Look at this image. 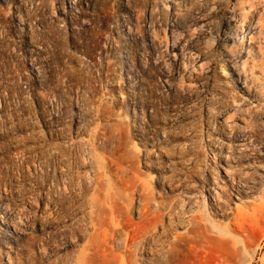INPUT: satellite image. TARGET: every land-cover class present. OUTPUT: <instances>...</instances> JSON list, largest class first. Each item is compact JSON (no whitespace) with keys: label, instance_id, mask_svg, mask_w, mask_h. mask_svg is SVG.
<instances>
[{"label":"rangeland","instance_id":"obj_1","mask_svg":"<svg viewBox=\"0 0 264 264\" xmlns=\"http://www.w3.org/2000/svg\"><path fill=\"white\" fill-rule=\"evenodd\" d=\"M234 260L264 264V0H0V264Z\"/></svg>","mask_w":264,"mask_h":264},{"label":"bare ground","instance_id":"obj_2","mask_svg":"<svg viewBox=\"0 0 264 264\" xmlns=\"http://www.w3.org/2000/svg\"><path fill=\"white\" fill-rule=\"evenodd\" d=\"M144 213V212H143ZM158 212H156V214H157ZM158 218V217H157ZM130 239V238H129ZM131 239H132V237H131ZM228 264H243V263H240V261H237V260H234V261H231V262H229ZM250 264V263H249Z\"/></svg>","mask_w":264,"mask_h":264}]
</instances>
